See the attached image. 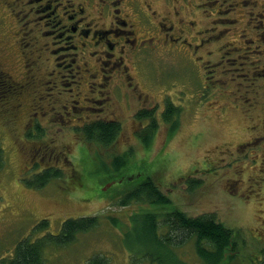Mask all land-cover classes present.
I'll use <instances>...</instances> for the list:
<instances>
[{
	"label": "rangeland",
	"instance_id": "obj_1",
	"mask_svg": "<svg viewBox=\"0 0 264 264\" xmlns=\"http://www.w3.org/2000/svg\"><path fill=\"white\" fill-rule=\"evenodd\" d=\"M29 1L0 0V71L17 83L24 81L25 69L29 75L35 71L34 63L30 61L33 46L28 41L29 44L22 46L29 25L21 26L19 21L16 24L10 10L14 8L16 17L21 15L23 19L21 2L28 12L34 5ZM147 1L151 10H157L166 18L174 19L176 10L185 19L181 23H187L188 29L179 34L181 40L168 41L173 48L184 46L183 38L196 44L203 41L196 48L192 44L189 49L186 46L172 49L168 43L152 39L140 56L123 58L121 70H113L109 79L110 97L106 98L105 107L100 102L89 104L94 112L109 110L114 119L120 121L122 131L115 144L103 147L95 142L87 143L78 136L77 130L74 131L75 124L70 127L65 123L49 124L53 131H59L58 134L50 133V128H46V134L42 131L44 135L39 140L35 138L37 133L27 136L30 130L27 131L24 122V109L30 103H35L37 110L47 108L48 104L53 107L58 100L56 94L47 97L49 92L46 91L37 95L33 79L13 101H10V95L0 98V150L3 155L0 165V258L10 255L18 241L30 233L33 236L45 232L54 234L68 218L99 215L105 222L107 215L113 214L130 224V213H138L145 206L131 204L123 208L112 203V197L121 185L118 177L114 184L106 187L112 179L110 175L115 173L110 166L112 159L129 148L132 152L128 166L118 171L122 178L137 175L141 165H147L146 170H152L162 192L180 211L193 217L212 214L219 222L243 233L241 239L246 248L242 254L251 255L264 244L258 245L250 234L256 229L259 234L264 224V118L260 115L264 111V79H254L253 85L248 87L251 81L241 77L245 73L251 74L252 70H256V74L263 71L264 51H259L262 47H254L253 41L263 45L264 38L259 40L260 34L253 28V22L258 20L257 12L264 9V0H254L256 4L249 1L248 5H242L244 0ZM225 2H230L232 5L229 6H236V9L228 12ZM125 7L133 10L128 5ZM135 15L138 14L135 12ZM251 16L256 18H252L253 22ZM151 26L142 19L134 27L136 35L158 36ZM213 34H218L217 38ZM16 38L18 42H15ZM233 45L243 47L244 57L232 53ZM232 57L245 60V65ZM61 60L59 57L58 62ZM76 61L83 70L82 60L77 57ZM69 75L65 71L57 82L58 89H54L64 92L60 102L77 99L79 102L74 109L81 110L87 92L80 89L77 97V90L70 91ZM128 77L132 80H127ZM42 81L46 82V90L53 86L52 76H46ZM82 81L85 82V78ZM12 85L18 86L13 82ZM168 101L177 108L179 116V127L169 138L168 127L159 116ZM60 102L57 105L62 108ZM139 109H151L157 117L158 128L150 149H145L135 137L138 121L134 113ZM81 114L86 119L84 112ZM256 119L263 123H255ZM61 151L66 154V162L60 160ZM44 154L58 155L59 159L45 156L49 163L45 164L41 161ZM51 163L60 165L61 178L53 179L41 188L27 185L39 172L38 168L51 166ZM193 180L198 182L195 186L191 184ZM121 183L127 187L119 189L137 184L136 180ZM42 219L48 220L44 227L47 228L38 230L36 227L39 228ZM134 226L135 235L147 236L141 233V220H135ZM117 234V229L105 225L80 235L72 246L52 255L48 253L45 264H86L87 258L94 255L107 257L105 264H148L126 253L119 245ZM179 247L175 251L183 263L200 264L195 256V245L183 243Z\"/></svg>",
	"mask_w": 264,
	"mask_h": 264
},
{
	"label": "trees",
	"instance_id": "obj_2",
	"mask_svg": "<svg viewBox=\"0 0 264 264\" xmlns=\"http://www.w3.org/2000/svg\"><path fill=\"white\" fill-rule=\"evenodd\" d=\"M249 1H252V4H256L254 0H244L243 5H248L247 2ZM226 2L224 3V7L227 6L226 9L228 12L236 9V6H229L232 4ZM257 15V21H252L256 19L255 16H251L250 21L253 22V28L260 34L259 40L262 41L264 38V9L258 11ZM227 21H229V18H227ZM257 28L262 29L258 30ZM213 35L217 38L216 35L218 34ZM202 41L203 40H200L198 44L191 42V45L195 44L196 46L194 48H196L202 45ZM258 42L253 41V43L256 44L254 47H262L263 50L259 51H264V44H258ZM232 48L234 49L232 53L239 55L240 58L244 57V55H242L243 47L233 45ZM232 58L239 60L242 64L246 62L239 58ZM246 68L248 69L247 66ZM261 68L263 69L262 74H256V70H252L251 74H249L250 77L247 74H243L241 77L253 80V84L254 79H264V68L263 66ZM7 84L8 80L4 79L0 73V98H3L4 95H10L13 101L17 94L14 93V95L10 90H7ZM168 102V104L166 103V108H164L159 116L166 124V127H168L167 137L169 138L179 127V116L177 115L178 111L176 110L177 108L174 107V104L170 101ZM136 119L149 120L147 127L141 131H137L135 137L145 149L148 147L150 149L158 128L156 124L158 123L157 118L154 113H151L149 110H140L137 113ZM255 123L262 124L263 122H258L256 119ZM119 125V121L110 123L105 120H95L92 121V123L86 121L82 126H75L74 131L77 130L79 137L87 143L95 142L98 146L107 147L108 145L115 144L121 132ZM36 132L35 138L38 140L41 139L44 135L43 132L38 128ZM30 135L31 133H28L27 136L30 137ZM128 150L121 154H117V157L112 159V165L110 166L114 168L115 173L110 175L112 178L110 181H115L117 177L122 178L121 175L118 174V171L122 168L126 169L128 166V158L132 152L130 148ZM1 154L0 150V165L3 157ZM41 156L44 157V160L42 158L41 161H44L45 164H49L45 160V156L47 158L51 157L52 160L59 159L57 157L58 155L44 154ZM59 157L60 160L66 161V154L64 151H61ZM38 166L39 165H37L36 168H38ZM146 166L147 165L144 164L141 165L139 175L136 178L137 184L133 183L128 188L119 189L120 187H127L126 184L120 183L119 190L117 189L115 195L112 197V200L114 199L112 203L120 205L123 208L129 207L131 204H143L145 206L143 208L144 211L141 210L138 213H130V224L127 225L119 216L113 214H108L106 217L107 221L105 222L99 215L68 218L61 224L59 231H56L54 234L45 232L41 236H33L32 233L26 235L24 239H21V241L19 240L13 247L10 255L0 258V264H45L46 260L49 259V254L52 255V253H55L57 250L72 246L78 241L80 235L94 232L105 225L117 229L119 234L116 236L120 237L119 245L126 253L129 255L132 254L134 259H143L148 264H185L180 260L181 258L177 256L175 251L176 249H180L179 245L183 243L195 245V256L199 258L200 264H264V244H262L257 251L251 253V255L242 254V250L246 248L244 239H241L243 233L219 222L212 214L193 217L184 211H180L169 200V197L162 192V188L159 187L157 179H154L152 176V170L147 171ZM38 169L39 172L37 171L38 173L30 178V181L27 183L28 186L41 188L44 184L51 182V180L63 176L59 164L51 163V166L49 165L45 168L40 167ZM190 181L191 180L187 182L190 183ZM197 183L196 180H193L191 184L195 186ZM262 208L264 209V201ZM122 215L124 214L120 216ZM256 218L259 219L257 216ZM138 219L142 222L141 233L144 232L147 234L146 237L142 234L140 236L135 235L134 221ZM47 223V219H42V221L38 223L40 229L37 227L36 229H43ZM257 230L258 229H256V231H251L250 234L251 238L259 245V243L264 242V224L261 226L259 234H257ZM106 258L107 257L103 255H98L97 257L94 255L87 258L86 264H105ZM130 261L135 260L131 259Z\"/></svg>",
	"mask_w": 264,
	"mask_h": 264
},
{
	"label": "flooded vegetation",
	"instance_id": "obj_3",
	"mask_svg": "<svg viewBox=\"0 0 264 264\" xmlns=\"http://www.w3.org/2000/svg\"><path fill=\"white\" fill-rule=\"evenodd\" d=\"M29 2L34 3V5L30 6L28 12L25 11L21 2L23 19L19 14V17H16L17 12L14 8L10 11L15 17L16 24L19 21L21 26L29 25V33L22 46L24 47L29 43L33 46V55L30 61L34 63L35 71L33 74H27L25 69L27 63L26 65L23 64V69H25L23 84L14 82L11 76L5 75L4 72L2 76L8 80L7 90H10L12 94L22 93L28 81L33 79L36 84L33 89L36 94L38 93L37 95L46 91L49 92L47 97L56 94L58 100L53 107L48 104L47 108L41 107L37 110L35 103H30L24 109L26 117L24 122H26L27 131L30 130L27 133H37V128L45 132L44 129L50 128L48 132L58 134L57 129L54 131L51 129L50 123L57 125L65 123L72 127L74 124H82L86 121L90 123L95 120H105L109 123L119 121L114 119L111 111L94 112L95 109L89 106L92 102H100L102 107H105L106 98L110 97L108 96L110 93L109 87H111L109 79L113 76V70L119 69L124 64V57H135L143 54L149 44L152 43V39L164 43L174 41L176 38L181 40L179 34L187 32L188 29L187 23H181L185 19L180 16L179 11L175 10L174 19L169 16H167V19L160 15L157 10H151L152 7L147 0H30ZM127 5L133 10H128L125 7ZM135 12L138 15H135ZM142 19L145 24L152 25L151 29L157 31L159 35L138 37L134 27ZM179 23L180 26H178ZM175 27L177 28L176 31ZM176 32L177 35H175ZM14 34L16 35V32ZM183 41L186 42L184 44L186 48L189 49L192 46L190 41H186L184 38ZM15 42H18L17 38ZM167 45L172 49L184 48L183 45H178L175 48L169 43ZM59 57L62 60L58 62ZM77 57L82 60L83 70L76 61ZM85 59L90 61H85ZM195 60L197 59L195 58ZM124 69H126V66ZM65 71L71 76L70 91L76 92L77 90V97L81 93L80 89L87 92L84 94L85 98L82 100L81 110L74 109L75 104L79 102L77 99H70V101L64 99V102H60L59 98L64 95V92L62 89H59L58 92L54 89H58L59 83L57 82ZM46 76L53 77V86H50L48 90H46V82L43 83L42 81ZM84 78L85 82L82 81ZM128 78L127 80H132V78ZM250 81L248 87L253 85V81ZM12 82L18 84V86L12 85ZM83 84L84 86H82ZM102 87L106 88L103 89ZM95 88L99 90H95ZM88 89H91V91L89 92ZM238 89L240 90V88ZM97 98L99 101H97ZM59 102L63 109L57 105ZM19 105L21 106V104L17 106ZM140 110L150 111L151 109H139L134 113L135 120L138 121L137 131L143 130L149 124L148 119H136ZM83 112L87 120L82 116L81 113ZM260 115L264 118V111ZM91 116L92 118L89 119ZM119 126L121 129V123ZM59 129L62 130L63 127Z\"/></svg>",
	"mask_w": 264,
	"mask_h": 264
},
{
	"label": "water",
	"instance_id": "obj_4",
	"mask_svg": "<svg viewBox=\"0 0 264 264\" xmlns=\"http://www.w3.org/2000/svg\"><path fill=\"white\" fill-rule=\"evenodd\" d=\"M134 177H135V176L127 175V177L119 178L117 181H118V182L128 181L129 179H132V178H134ZM108 185H110V184H108Z\"/></svg>",
	"mask_w": 264,
	"mask_h": 264
}]
</instances>
